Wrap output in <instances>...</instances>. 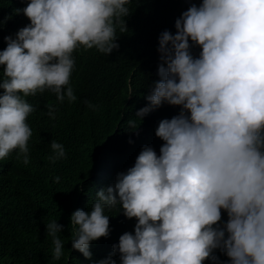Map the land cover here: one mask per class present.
Here are the masks:
<instances>
[{"label": "clouds", "instance_id": "1", "mask_svg": "<svg viewBox=\"0 0 264 264\" xmlns=\"http://www.w3.org/2000/svg\"><path fill=\"white\" fill-rule=\"evenodd\" d=\"M131 3L28 0L15 10L29 23L5 36L0 51V160L18 150L16 158L30 162L27 118L37 109L26 98L47 90L58 103L75 102L73 53L117 50ZM174 28L159 34L158 79L127 121L135 130L164 104L179 107L157 124L159 155L142 146L133 165L95 193L90 212L71 214V247L90 259V243L110 235L106 211L119 208L135 218L134 229L96 264H117L113 254L119 264H264V0L190 3ZM46 107L54 120L56 105ZM50 148V163L66 158L63 144L52 140ZM63 227L46 225L54 260L63 255Z\"/></svg>", "mask_w": 264, "mask_h": 264}, {"label": "trees", "instance_id": "2", "mask_svg": "<svg viewBox=\"0 0 264 264\" xmlns=\"http://www.w3.org/2000/svg\"><path fill=\"white\" fill-rule=\"evenodd\" d=\"M201 2L132 0L131 14L125 18L127 32L119 35V48L109 54L112 60L95 48H80L73 53L76 69L70 85L77 96L75 102L58 103L47 90L26 98L37 109L27 118L33 132L29 140L30 162L26 166L22 159L18 160V150L0 160V264H96L112 254V245L118 243L120 235L133 231L135 218H126L119 208L106 211L110 235L91 242L92 255L86 259L71 247L74 229L70 216L77 209L90 212L95 193L111 185L118 172L131 167L142 146H152L159 155L163 142L155 136L157 124L177 115L179 107L164 104L145 116L135 130L128 128L127 121L135 119L136 112L147 105L144 97L158 79L159 34L164 30L175 33V19L190 3ZM27 3L28 0H0V21H4L0 26V51L6 47L5 36H14L29 23L22 12H15ZM199 51L198 47L192 48L194 56ZM2 72L0 65V75ZM85 100L96 105L97 110L88 108ZM47 104L56 105L55 117L59 119H49ZM52 140L63 144L66 151V158L54 164L48 162ZM57 176L59 182H53ZM226 219L222 212V220ZM52 220L64 226L58 234L64 243L59 260L52 258L54 245L46 230ZM216 254L221 260L228 259L219 251ZM112 259L119 264L117 254ZM204 264L211 262L206 260Z\"/></svg>", "mask_w": 264, "mask_h": 264}, {"label": "bare ground", "instance_id": "3", "mask_svg": "<svg viewBox=\"0 0 264 264\" xmlns=\"http://www.w3.org/2000/svg\"><path fill=\"white\" fill-rule=\"evenodd\" d=\"M18 21H20V20H18ZM13 22H14V21H13ZM11 24H12V23H11ZM11 24H10V25H11ZM15 24H16V23H15ZM18 24H19V22H18ZM10 25H9V26H10ZM14 26H17V25H14ZM20 26H21V24L19 25V27H20ZM6 27H7V26H6ZM21 27H23V26H21ZM14 28H15V27H14ZM17 29H18V28H17ZM3 41H4V40H3ZM4 43H5V42H4ZM4 43L2 44V42H1V45L4 46ZM100 58H101V57H100ZM109 58H110V55H109ZM77 59H78V58H77ZM77 59H76V60H77ZM110 59H111V58H110ZM100 60H101V59H100ZM111 60H112V59H111ZM78 63H80V62H78ZM98 64H99V63H98ZM75 65H76V64H75ZM97 66H98V65H97ZM99 67H100V66H99ZM99 67H98V68H99ZM101 67H102V66H101ZM75 69H76V67H75ZM92 69H93V68H92ZM94 69H97V68H94ZM96 71H97V70H96ZM94 72H95V71H94ZM72 74H73V73H72ZM74 75H75V74H74ZM71 77H72V76H71ZM71 80H72V79H71ZM78 92H79V91H78ZM74 94H75V93H74ZM49 95H50V94H49ZM78 96H79V95H78ZM50 98H51V97H50ZM47 101H48V100H47ZM51 102H52V101H51ZM46 103H48V102H46ZM49 103H50V101H49ZM65 103H66V102H65ZM70 104H71V103H70ZM70 104H69V106H71ZM47 105H48V104H47ZM72 105H73V104H72ZM56 115H57V114H56ZM58 115L60 116L61 114H58ZM56 117H57V116H56ZM57 118H58V117H57ZM58 119H59V118H58ZM37 134H39V133H37ZM35 136H36V135H35ZM40 137H42V136H40ZM36 138H37V137H36ZM38 138H39V137H38ZM39 139H40V138H39ZM39 139H38V140H39ZM44 139H45V138H44ZM46 139H47V138H46ZM46 139H45V140H46ZM32 140H33V139H32ZM34 140H35V139H34ZM47 140H49V139H47ZM42 141H43V140H42ZM34 142H35V141H34ZM38 142H39V141H38ZM40 142H41V141H40ZM50 142H51V141H50ZM31 143H32V142H31ZM41 143H42V142H41ZM29 144H30V143H29ZM36 144H37V143H36ZM48 144H49V143H48ZM34 145H35V143H34ZM38 145H39V144H38ZM44 145H46V142H45ZM35 146H36V145H35ZM46 146H47V145H46ZM32 147H33V146H32ZM32 147H31V148H32ZM31 154H32V153H31ZM32 155H33V154H32ZM37 155H38V154H37ZM30 156H31V155H30ZM38 156H39V155H38ZM40 156H41V155H40ZM32 157H33V156H32ZM45 157H46V156H45ZM45 157H44V159H45ZM40 158H41V157H40ZM46 158H47V157H46ZM35 159H37V158H35ZM41 159H42V158H41ZM41 159H39V160H41ZM37 161H38V160H37ZM37 161H36V162H37ZM41 161H43V160H41ZM45 161L47 162L48 160L45 159ZM38 162H40V161H38ZM43 162H44V161H43ZM48 162H49V161H48ZM40 163H41V162H40ZM36 164H37V163H36ZM38 165H39V164H38ZM51 165H52V164H51ZM26 166H27V165H26ZM28 166H30V165H28ZM41 166H42V165H41ZM46 166H49V164H47ZM43 167H45V166L43 165Z\"/></svg>", "mask_w": 264, "mask_h": 264}]
</instances>
